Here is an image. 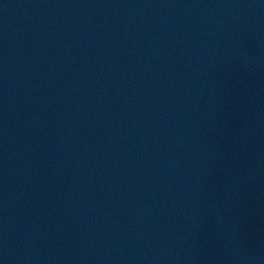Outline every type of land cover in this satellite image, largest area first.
<instances>
[{
  "label": "water",
  "instance_id": "water-1",
  "mask_svg": "<svg viewBox=\"0 0 264 264\" xmlns=\"http://www.w3.org/2000/svg\"><path fill=\"white\" fill-rule=\"evenodd\" d=\"M0 264H264V0H0Z\"/></svg>",
  "mask_w": 264,
  "mask_h": 264
}]
</instances>
